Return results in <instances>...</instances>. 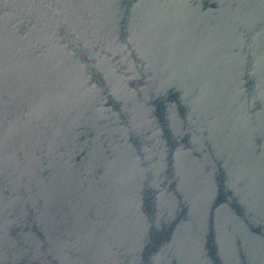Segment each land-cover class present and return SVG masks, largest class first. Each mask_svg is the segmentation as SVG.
Listing matches in <instances>:
<instances>
[{"label":"water","instance_id":"water-1","mask_svg":"<svg viewBox=\"0 0 264 264\" xmlns=\"http://www.w3.org/2000/svg\"><path fill=\"white\" fill-rule=\"evenodd\" d=\"M0 264H264V0H0Z\"/></svg>","mask_w":264,"mask_h":264}]
</instances>
